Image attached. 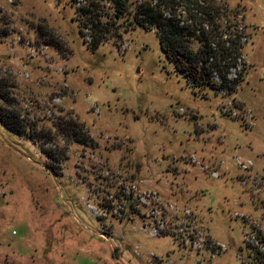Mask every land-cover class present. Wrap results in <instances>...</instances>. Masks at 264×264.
I'll return each instance as SVG.
<instances>
[{
  "label": "rangeland",
  "instance_id": "rangeland-1",
  "mask_svg": "<svg viewBox=\"0 0 264 264\" xmlns=\"http://www.w3.org/2000/svg\"><path fill=\"white\" fill-rule=\"evenodd\" d=\"M84 2L0 0L11 110L87 137L58 134L55 175L0 125V264H264V0L200 1L242 34L237 80L215 93L192 89L126 17L87 49Z\"/></svg>",
  "mask_w": 264,
  "mask_h": 264
},
{
  "label": "trees",
  "instance_id": "trees-1",
  "mask_svg": "<svg viewBox=\"0 0 264 264\" xmlns=\"http://www.w3.org/2000/svg\"><path fill=\"white\" fill-rule=\"evenodd\" d=\"M200 1L85 0L84 6L76 8L74 20L78 22V33L86 48L94 51L105 40V35L119 28L118 20L126 17L128 27L154 31L165 59L192 89H209L214 93L232 90L237 79L230 78L229 74L239 57L242 34L231 26L221 28L217 8L204 7ZM85 29L90 32L88 41L83 39ZM0 101V125L15 135L31 139L49 160L46 167L55 175H59V171L52 162L66 159L63 148L55 143L58 134L71 142L87 143L83 127L74 120L53 124L60 131L55 134L36 130V122L11 110L7 86L1 81ZM260 243L264 245V237L260 238Z\"/></svg>",
  "mask_w": 264,
  "mask_h": 264
},
{
  "label": "built area",
  "instance_id": "built-area-1",
  "mask_svg": "<svg viewBox=\"0 0 264 264\" xmlns=\"http://www.w3.org/2000/svg\"><path fill=\"white\" fill-rule=\"evenodd\" d=\"M239 165H240V168H242V169H246V168L249 167V166H247V165H245V164H243V163H239Z\"/></svg>",
  "mask_w": 264,
  "mask_h": 264
},
{
  "label": "water",
  "instance_id": "water-1",
  "mask_svg": "<svg viewBox=\"0 0 264 264\" xmlns=\"http://www.w3.org/2000/svg\"><path fill=\"white\" fill-rule=\"evenodd\" d=\"M47 168V167H46Z\"/></svg>",
  "mask_w": 264,
  "mask_h": 264
}]
</instances>
